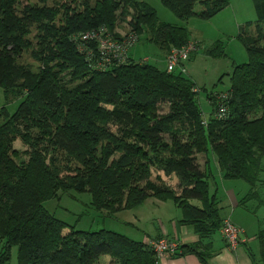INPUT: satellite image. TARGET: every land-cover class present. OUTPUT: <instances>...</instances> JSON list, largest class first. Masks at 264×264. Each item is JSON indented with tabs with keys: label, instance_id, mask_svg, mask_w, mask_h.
Masks as SVG:
<instances>
[{
	"label": "trees",
	"instance_id": "16d2710c",
	"mask_svg": "<svg viewBox=\"0 0 264 264\" xmlns=\"http://www.w3.org/2000/svg\"><path fill=\"white\" fill-rule=\"evenodd\" d=\"M160 1L182 20L211 19L230 5ZM254 4L257 34L239 37L248 59L234 63L227 90L207 95L212 109L206 116L189 69L168 70L136 58L132 48L125 61L102 66L93 41L78 48L74 35L103 26L120 37L119 22L127 17V32L138 40L146 33L166 55L192 40L187 27L160 20L147 0H0V264L10 263L14 245L17 264H98L103 254L117 264H157L146 241L107 227L75 229L44 205L68 190L88 191L106 215L149 197L174 201L182 209L179 222L201 237L174 254L194 253L211 264L204 238L220 230L223 216L199 154L214 155L223 177L250 184L239 203L264 185V0ZM196 41L194 53L203 49ZM203 50L226 55L220 41ZM26 51L35 66L20 60ZM16 139L25 148L16 147ZM257 238L260 258L250 252L264 264V227Z\"/></svg>",
	"mask_w": 264,
	"mask_h": 264
},
{
	"label": "rangeland",
	"instance_id": "374dc122",
	"mask_svg": "<svg viewBox=\"0 0 264 264\" xmlns=\"http://www.w3.org/2000/svg\"><path fill=\"white\" fill-rule=\"evenodd\" d=\"M31 1L35 2L36 0ZM147 1L157 10L160 20L187 27L190 32L191 39H199L203 44V49L213 46L218 41L223 43L226 55L214 57L208 55L202 49L196 52V54L194 52L191 53L192 59H190V62L187 64L189 69L187 73L192 76L199 87L198 97L205 115L207 116L212 109V105L207 95L211 92L227 90L230 86V76L228 72L233 69L234 63L243 62L248 59L247 49L239 37H254V35L257 34L256 23L259 24V22H256L258 20V14L254 0H231L230 6L211 19H202L194 16L188 20L179 19L170 9L164 6L160 0ZM54 2L55 0H49L50 5L54 4ZM24 3H26V1H24ZM199 9L200 6L197 5L196 10ZM129 19L130 17L122 18L120 20L117 28L118 32H126L129 30ZM262 28L264 30V24H262ZM261 43L263 44V42ZM132 53L136 58L148 57L149 60L162 67L166 65L165 59H162L164 56L162 48H159L155 44L149 42L147 40L146 33H143L140 36L139 40L132 48ZM20 60L33 63L34 66L36 65L34 58L27 51L24 52ZM222 75L223 78L220 80ZM3 101V89L0 86V104L3 103ZM160 110L161 112L168 110V103L162 102ZM0 120H2V117H0ZM14 144L16 147L25 148V145L21 143L20 139H16ZM170 180L174 184L177 183V178L174 176L169 177V181ZM240 180L245 183L247 189L242 193L237 190L238 198L245 195L250 189V184L246 180L242 178H240ZM221 189L222 183L220 182L219 194H221ZM154 199L156 198L150 197L144 203H152ZM193 201L199 203L197 199H193ZM169 203H174V201L170 200ZM243 203H247L248 210L243 208L240 204V206L237 207L236 211L233 213L234 220L239 224H243L242 218L245 216L254 222L255 228L260 229L261 227H264V219H260L264 217V185L260 184L258 192L255 196L242 202V204ZM44 205L58 217L66 220L70 224L69 226H74L75 229L92 230L101 227H109L115 228L121 232H131L130 236L135 239L139 236L137 230L119 224L117 220H114L111 216L106 215L102 212V210L96 209L91 203V195L88 191H60L59 196L45 200ZM117 215H119V217H123V214ZM258 219L261 221L258 222ZM150 222H152V220H150ZM69 226L66 228L67 230H69ZM243 236H245V234H243ZM4 240L5 239L0 237V249L4 244ZM146 242L149 243L148 241ZM253 250L256 257L259 259L260 249L258 240L254 241ZM17 252V246L14 245L12 247V257L9 264H17ZM107 257L112 256L110 254H103L98 261V264H114V262L110 259L104 262Z\"/></svg>",
	"mask_w": 264,
	"mask_h": 264
},
{
	"label": "crops",
	"instance_id": "0c3cea01",
	"mask_svg": "<svg viewBox=\"0 0 264 264\" xmlns=\"http://www.w3.org/2000/svg\"><path fill=\"white\" fill-rule=\"evenodd\" d=\"M262 42L264 43V39L262 40ZM165 56L166 53H164L162 59H165ZM212 156L213 158L211 159L210 157H207L206 155L201 153L198 157L199 162L204 168L207 167L210 170L213 168L211 171H208L209 175L211 176L210 180L212 181L211 189L212 191H217L219 201L218 204L221 207L223 219L230 216L231 219L242 228V231L240 233L239 244L236 248L231 247L227 243L220 230L210 236L205 237L204 241L210 242V246L213 250V255L210 259V263L256 264L250 251L254 253L253 243L255 240H258L257 232L259 229L255 228L254 222L249 218H246L245 216L242 218L243 224H239L233 218V213L236 211L237 207L240 206V204L243 208L248 210L247 203H239V198L237 196V190L242 193L247 189L246 185L240 180V178L238 179L223 177L215 156ZM206 160L208 161L206 162ZM220 182L222 183L221 194H219ZM147 199L145 201H147ZM169 201L170 200L164 201L156 198L152 201V203L143 202L133 208L122 209L115 213H109L108 215L111 216L114 220H117L119 224L137 230L139 235L137 236V239L142 241H147L150 238H159L165 236L176 240L179 244L182 245H190L199 242L201 240L200 234L195 231L193 226L179 222V219L182 217V209L178 207L176 203H169ZM117 214H123V217H119V215ZM260 219L263 220L264 217ZM150 220H152V222H150ZM261 220L258 219V222H260ZM122 232L128 234L129 236L131 235V232ZM243 234H245V236H243ZM178 250H181V248L179 247ZM109 259L112 260L114 264H117L113 257H107L104 262ZM157 264L204 263L200 261L196 254L187 253L184 255L173 254L170 256L160 257Z\"/></svg>",
	"mask_w": 264,
	"mask_h": 264
},
{
	"label": "built area",
	"instance_id": "2783aa9c",
	"mask_svg": "<svg viewBox=\"0 0 264 264\" xmlns=\"http://www.w3.org/2000/svg\"><path fill=\"white\" fill-rule=\"evenodd\" d=\"M119 33L121 36L115 37L114 32L103 26L100 29H93L83 34L74 35L73 38L78 48L81 49L85 48L83 45L84 41H93L92 48L95 46L100 51L98 65L107 66L125 61L130 49L138 41V35L135 33L127 31ZM198 48H200L199 42L193 39L181 46L171 48L166 55L167 69L174 70L177 68L183 72L186 71L188 69L187 59L189 55ZM87 50L90 53L93 51V49ZM220 231L231 247L236 248L238 246L242 228L230 216L223 219ZM147 241L155 248L158 258L173 255L180 245L176 240L165 236L148 239Z\"/></svg>",
	"mask_w": 264,
	"mask_h": 264
}]
</instances>
